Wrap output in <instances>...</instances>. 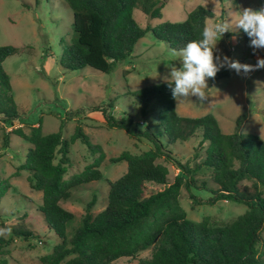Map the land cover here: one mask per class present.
Masks as SVG:
<instances>
[{"label": "trees", "instance_id": "1", "mask_svg": "<svg viewBox=\"0 0 264 264\" xmlns=\"http://www.w3.org/2000/svg\"><path fill=\"white\" fill-rule=\"evenodd\" d=\"M65 1L73 11V36L70 42L64 37L60 40V65L72 71L88 66L111 73L132 55L138 41L149 32L181 51L189 41L200 38L207 21L216 16L213 10L200 4L181 22L165 21L143 27L135 19V11L139 9L151 18L160 17L167 0ZM35 2L40 4L41 0ZM24 5L31 8V4ZM19 50L13 45L0 46V122L10 127L20 120V115L3 63ZM230 75L231 71L222 69L212 79ZM130 94L143 116L154 106L160 132L150 127L137 128L133 117L125 112L121 116L111 114L108 108L114 107L112 101L108 108H94L103 113L110 127L143 137L152 146L140 154L123 151L110 159L114 164L127 162V171L109 183L108 203L102 211L93 215L96 199L88 203L80 226L72 235L68 227L75 214L61 203L69 200L76 188L104 179L103 147L92 144L80 126L75 127L69 139L63 136L64 123L72 118L71 113L62 119L56 132L45 133L41 124H33L28 133L22 128L11 131L31 144L20 168L31 173L33 189L42 192L40 211L49 229L59 238L53 251L42 257V263L112 264L151 250V256L141 258L139 264H263L259 245L264 229V140L244 134L238 127L233 133H224L213 113L201 117L180 115L166 82ZM196 136L200 145L207 147L203 162L191 168L188 163L176 160L169 146ZM78 140L95 159L82 172L66 178L71 163L69 153ZM160 158L174 160L181 166L182 172L173 182L168 166L159 162ZM202 166L211 169V180L216 186L206 203L213 205L219 200L243 203L247 206L245 213L226 224H216L209 217L200 222L188 218L181 204V191L186 189L191 199L199 202L192 192L190 177ZM149 184L164 188L149 191ZM1 225L11 236L30 239L34 235L23 222L6 226L1 221ZM8 243L0 233V251ZM0 264L7 261L0 258Z\"/></svg>", "mask_w": 264, "mask_h": 264}, {"label": "rangeland", "instance_id": "2", "mask_svg": "<svg viewBox=\"0 0 264 264\" xmlns=\"http://www.w3.org/2000/svg\"><path fill=\"white\" fill-rule=\"evenodd\" d=\"M24 3L31 4V8ZM200 4L215 12V18L207 21V25H212L234 23L240 11L249 7H264V0H167L160 17L151 18L139 9L134 16L143 27L156 26L165 21L181 22ZM72 36L73 11L65 0H41L40 4H36L35 0H0V46L20 48L3 63L20 115V120L12 127L0 122V233L9 240L1 249L0 258L5 259L7 264H43L42 257L50 254L59 242L40 211L42 192L33 189L31 173L20 168L31 144L11 131L22 128L28 133L33 124H41L45 133L56 132L62 119L71 113L72 118L64 123L63 136L69 139L75 127L80 126L92 144L103 147L106 154L101 166L104 179L76 188L71 198L61 203L75 214L68 227L72 235L80 226L88 203L96 199L93 215L102 211L108 203L109 183L127 171V162L114 164L110 159L123 151L140 154L152 146L143 137L110 127L103 113L94 108H108L112 101L114 107L108 108L111 114L121 116L125 112L133 117L137 128L150 127L159 133L154 106L151 105L147 116H143L130 92L166 82L170 73L168 65L180 67L181 64V51L172 49L149 32L138 41L132 55L111 73L88 66L75 71L66 70L60 65V40L64 37L70 42ZM216 49L242 64L255 65L258 58H264V50L254 51L249 46L248 36L242 31L224 33ZM205 93L207 100L204 102L194 97L177 98V112L186 117L213 113L224 133H233L238 127L240 132L264 140V69L247 74L231 71L229 77L209 79ZM206 147L200 145V138L196 136L184 143L172 144L169 149L176 160L195 168L203 162ZM69 157L71 163L66 178L82 172L95 159L79 140L72 145ZM158 161L168 166L171 182L182 172L181 166L174 160L168 162L160 158ZM211 176L212 171L206 166L193 173L190 177L193 180L192 192L199 202L191 199L189 192L182 189L181 204L193 221L200 222L209 217L216 224H226L245 213L247 206L225 200L213 205L206 203L212 196L211 191L216 188ZM163 188V185L149 184V191ZM1 221L6 226L23 222L34 235L30 239L11 236ZM261 239L259 256L264 264V229ZM149 256L151 250L135 257L120 258L112 264H139L141 258Z\"/></svg>", "mask_w": 264, "mask_h": 264}, {"label": "clouds", "instance_id": "3", "mask_svg": "<svg viewBox=\"0 0 264 264\" xmlns=\"http://www.w3.org/2000/svg\"><path fill=\"white\" fill-rule=\"evenodd\" d=\"M230 31H242L248 36L249 46L254 51L264 50V7L244 8L235 17L234 23L206 25L200 38L189 41L183 47L180 67L168 65L170 73L166 77L167 86L175 100L194 97L201 102L206 101L205 85L222 69L237 74L264 69V58H258L255 65L242 64L217 51V42L224 33Z\"/></svg>", "mask_w": 264, "mask_h": 264}]
</instances>
